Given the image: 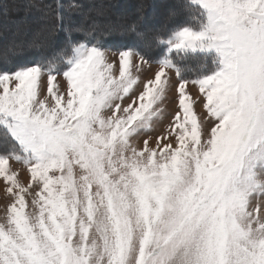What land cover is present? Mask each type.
I'll use <instances>...</instances> for the list:
<instances>
[{
    "label": "snow or ice",
    "instance_id": "snow-or-ice-1",
    "mask_svg": "<svg viewBox=\"0 0 264 264\" xmlns=\"http://www.w3.org/2000/svg\"><path fill=\"white\" fill-rule=\"evenodd\" d=\"M189 3L198 25L175 26L167 40L92 19L77 3L66 22L58 3L44 25L67 35L55 60L0 72V177L11 196L0 264H264V0L181 8ZM114 37L133 41L118 61ZM157 42L169 55L141 80L134 70ZM212 49L221 67L191 81L193 94L170 54ZM16 55L19 46L0 49V60ZM58 64L67 65L63 89ZM171 89L182 109L169 125L176 146L165 136L138 147ZM194 96L206 110L199 117Z\"/></svg>",
    "mask_w": 264,
    "mask_h": 264
},
{
    "label": "trees",
    "instance_id": "trees-1",
    "mask_svg": "<svg viewBox=\"0 0 264 264\" xmlns=\"http://www.w3.org/2000/svg\"><path fill=\"white\" fill-rule=\"evenodd\" d=\"M157 1L159 0H0V49H6L9 45L19 46V55L0 60V72H11L37 61L55 60L58 52L66 44L67 35L64 31H57L49 36L44 30V25L49 14L55 15L54 10L58 3L64 5L63 15L66 22L71 4L77 3L83 5V11H90L92 19H96L97 11H102L105 15L97 18L102 23L121 26L136 24L140 30L158 35L164 40L168 39L170 30L175 26L198 25L197 5L189 3L185 11L181 8L185 0H160L162 4L156 8ZM89 2L93 6L91 9L88 7ZM123 4L126 7L123 8ZM107 5H117V9L122 13L115 15L109 9H103V6ZM178 7L182 12L175 11ZM49 9L53 11L50 13ZM173 13L177 15L173 16ZM76 16L78 15L71 12L72 20L78 22L82 19ZM33 31H36V35L31 37ZM74 38L80 39L81 34H74ZM132 42L131 38L114 37L108 42V47L118 51L125 45L130 46ZM166 49V43L157 42L151 55L146 59L159 61ZM171 56L181 70L180 75L187 80L211 74L218 68L216 60L209 54L177 55L173 52ZM66 67V64H58L54 71L62 72Z\"/></svg>",
    "mask_w": 264,
    "mask_h": 264
},
{
    "label": "rangeland",
    "instance_id": "rangeland-1",
    "mask_svg": "<svg viewBox=\"0 0 264 264\" xmlns=\"http://www.w3.org/2000/svg\"><path fill=\"white\" fill-rule=\"evenodd\" d=\"M156 4H157L156 8H158L162 4V2L159 0V1H157ZM122 6H123V8L126 7L124 4ZM88 7H89V9H91L93 7L92 3L89 2ZM103 9H109L115 15H119L120 13H122L121 11H119L117 9V5H107L106 7L103 6ZM175 11L182 12V9H180L178 7ZM85 12H89V10H85ZM97 13H99L100 15L98 16ZM103 15H105V13H103L102 11L101 12L97 11L95 14V18L97 19ZM78 16H80V15H78ZM78 16H76V17H78ZM35 35H36V31H33V33H31L30 36L33 37ZM167 49H168V45H167ZM167 49H166L164 56L169 55ZM208 54L212 55L213 58L216 60L218 68L215 71H217L221 67V64H220L221 57H220L219 53L216 52L215 49H212V50H209ZM170 55H172V53ZM164 56L161 59H163ZM109 57L113 61H118V51H111L109 53ZM159 61L153 62V61L148 60V63L141 64L139 71L134 70V75L139 76L141 80H146L147 78H154V73L159 70ZM136 63L140 64L141 62L137 59ZM62 72H59L60 74L57 76L56 85H57V87H61L63 89L64 87H66V78L63 77ZM166 75H167L168 79L170 81H172L173 83L177 82L180 79V77L175 75V69L166 70ZM43 79H45V81H46V76L43 77ZM194 80H196V79L189 80L190 84H189V89H188L193 94L198 92V85H193L191 83V81H194ZM201 98H202V94H201ZM178 101H179V96H178V93L176 92L175 89H171V90L167 91L165 100L163 101V103L160 106L161 107V115L159 118H155L153 120V130L150 132L144 133L141 137L134 140V143L138 147H142L143 146V140L147 139L148 137L152 138V139H149V141H148L149 146L154 147L155 146L154 141L156 140V138L157 137H165V136L167 137L168 140H171L173 142L174 146H176L174 134L168 135V133L171 131L169 125L175 123V121H174L175 113L177 111H181V113H182V109L180 108ZM193 107H194V110H196L198 117L201 115L202 112L206 113V110L202 109L201 102L196 100L195 96L193 97ZM160 142L162 144L164 142V140L161 139ZM10 166L14 170H17L19 172V179H20L21 183L27 184L30 182V179H31L30 173L27 171L26 165H24L20 162H17L13 159L12 161H10ZM29 191H31V189ZM26 198L28 199L29 205L31 207L32 196L29 195ZM10 199H11L10 194H8L6 192V181H4V179L2 177H0V223H3L6 219L4 209H5V206L9 203Z\"/></svg>",
    "mask_w": 264,
    "mask_h": 264
},
{
    "label": "crops",
    "instance_id": "crops-1",
    "mask_svg": "<svg viewBox=\"0 0 264 264\" xmlns=\"http://www.w3.org/2000/svg\"><path fill=\"white\" fill-rule=\"evenodd\" d=\"M156 62H158V61H156ZM176 75V74H175Z\"/></svg>",
    "mask_w": 264,
    "mask_h": 264
}]
</instances>
